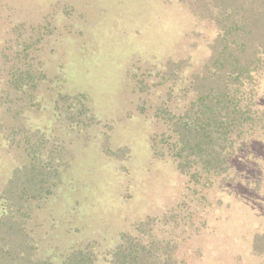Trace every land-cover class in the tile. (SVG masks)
<instances>
[{
    "label": "rangeland",
    "instance_id": "1",
    "mask_svg": "<svg viewBox=\"0 0 264 264\" xmlns=\"http://www.w3.org/2000/svg\"><path fill=\"white\" fill-rule=\"evenodd\" d=\"M31 31L35 85L0 91V194L37 142L50 174L24 226L38 256L60 261L91 243L106 264L139 232L160 238L173 264H264V138L232 158L237 177L223 186L154 150L167 129L155 112L186 104L179 90L169 98L165 63L190 58L189 76L215 31L180 0H0V90L15 38Z\"/></svg>",
    "mask_w": 264,
    "mask_h": 264
},
{
    "label": "trees",
    "instance_id": "2",
    "mask_svg": "<svg viewBox=\"0 0 264 264\" xmlns=\"http://www.w3.org/2000/svg\"><path fill=\"white\" fill-rule=\"evenodd\" d=\"M180 2L215 34L207 40V61L189 76L190 58L165 63L163 75L164 83L170 84L169 98L179 90L186 104L182 111L164 105V110L155 112L156 117L166 121L167 129L161 134L163 142L156 136L154 150L158 157L171 156L181 171L201 174L211 184L219 182L223 186L237 177L232 158L254 140L264 138V0ZM29 34L32 37L15 38V59L0 91L8 88L7 94L16 95L35 85L32 77L38 69H34V63L41 52L34 51L33 46L40 34ZM38 146L37 142L26 144L27 162L14 168L0 194V264H101L91 243L73 247L60 261L36 253L38 243L26 232L24 223L32 214V202L46 197V184L39 189L50 172L37 157L42 150ZM261 237L256 235V244ZM103 262L173 264L174 259L160 238L138 232L124 233L121 241L103 256Z\"/></svg>",
    "mask_w": 264,
    "mask_h": 264
}]
</instances>
